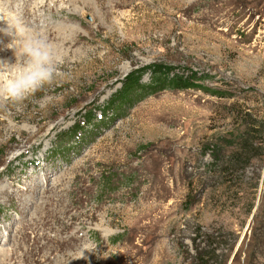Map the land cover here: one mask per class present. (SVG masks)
Masks as SVG:
<instances>
[{"label":"rangeland","instance_id":"374dc122","mask_svg":"<svg viewBox=\"0 0 264 264\" xmlns=\"http://www.w3.org/2000/svg\"><path fill=\"white\" fill-rule=\"evenodd\" d=\"M0 7L61 58L0 102V264H264V0ZM153 66L200 89L120 103Z\"/></svg>","mask_w":264,"mask_h":264},{"label":"clouds","instance_id":"9594fccd","mask_svg":"<svg viewBox=\"0 0 264 264\" xmlns=\"http://www.w3.org/2000/svg\"><path fill=\"white\" fill-rule=\"evenodd\" d=\"M0 38L8 39L3 48L14 57V62L0 58V102L19 105L53 81L61 58L44 34L4 7H0Z\"/></svg>","mask_w":264,"mask_h":264},{"label":"trees","instance_id":"16d2710c","mask_svg":"<svg viewBox=\"0 0 264 264\" xmlns=\"http://www.w3.org/2000/svg\"><path fill=\"white\" fill-rule=\"evenodd\" d=\"M152 70V83L149 86H144L140 84V81L143 75L147 72L146 69L142 71H136L130 76L127 80V88L123 93L125 94L124 99H120V103H127L128 97L127 94L131 93V96L137 93L148 94V92H155L157 90L171 89V90H190L197 89L199 85H197L201 79H196L193 75L190 77H178V75H171V69H166L163 67L153 66L150 68ZM135 79L133 80L132 78ZM156 77V78H155ZM165 77V78H164ZM162 80V81H161ZM161 82V83H160ZM152 86H154L152 88ZM206 90V89H204ZM130 97V96H129ZM133 97V96H132ZM119 103V105H120Z\"/></svg>","mask_w":264,"mask_h":264},{"label":"bare ground","instance_id":"6f19581e","mask_svg":"<svg viewBox=\"0 0 264 264\" xmlns=\"http://www.w3.org/2000/svg\"><path fill=\"white\" fill-rule=\"evenodd\" d=\"M75 1H80V0H75Z\"/></svg>","mask_w":264,"mask_h":264}]
</instances>
